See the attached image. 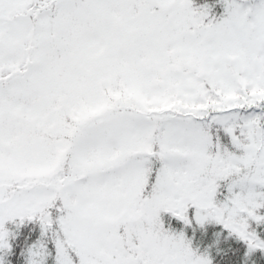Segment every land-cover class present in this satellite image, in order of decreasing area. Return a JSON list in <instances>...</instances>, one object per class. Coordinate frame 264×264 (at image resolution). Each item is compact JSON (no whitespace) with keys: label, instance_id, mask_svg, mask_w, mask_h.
<instances>
[{"label":"snow or ice","instance_id":"obj_1","mask_svg":"<svg viewBox=\"0 0 264 264\" xmlns=\"http://www.w3.org/2000/svg\"><path fill=\"white\" fill-rule=\"evenodd\" d=\"M217 3L0 0V264H214L162 214L264 252V0Z\"/></svg>","mask_w":264,"mask_h":264},{"label":"trees","instance_id":"obj_2","mask_svg":"<svg viewBox=\"0 0 264 264\" xmlns=\"http://www.w3.org/2000/svg\"><path fill=\"white\" fill-rule=\"evenodd\" d=\"M205 2L216 4L218 14L223 12V8L217 3V0H196L197 4ZM225 142H227V138H225ZM162 219L166 227L176 232L185 231L187 237L192 241L193 248L198 249L200 252L209 253L214 264H226L225 253L228 254L232 264H264V252H256L251 257H247L245 255L247 252L246 245L234 236H229L221 225L210 223L203 228L198 225L185 227L182 222L177 221L170 214H162ZM40 235L41 229L38 224H27L24 226L20 229L18 240L14 241L17 245L15 254L7 259L12 260L13 264H25L26 255H20V253H26L27 247L38 240ZM217 239L219 244L216 243ZM233 249L238 250V255H232L230 250ZM49 264H51V261Z\"/></svg>","mask_w":264,"mask_h":264}]
</instances>
